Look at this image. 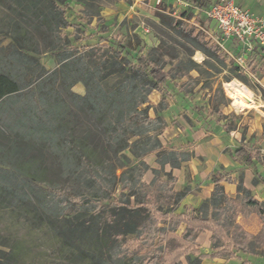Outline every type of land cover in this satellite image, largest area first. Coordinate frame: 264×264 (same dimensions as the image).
Wrapping results in <instances>:
<instances>
[{
	"label": "trees",
	"instance_id": "1",
	"mask_svg": "<svg viewBox=\"0 0 264 264\" xmlns=\"http://www.w3.org/2000/svg\"><path fill=\"white\" fill-rule=\"evenodd\" d=\"M69 1L0 0V33L11 40L0 46V219L9 212L29 232L50 230L72 254L93 264H184L183 257L187 264H202L207 258H236L240 250L258 253L259 235L244 230L236 220L237 198L224 192L221 181L227 177L213 175L211 197L191 206V212L178 211L188 189L174 191L177 178L164 169L165 164L182 167L193 155L162 143L167 125L162 112L169 102L163 94L155 105L150 93L161 92L174 74L183 77L197 63L188 59L186 71L174 72L165 70L155 48L133 59L105 43L74 47L64 33L73 26L67 19ZM188 1L206 8L215 0ZM155 16L207 56H217L219 48L168 13L165 4ZM134 37L137 43L130 40L122 49L136 50L141 39ZM44 51L56 54V68L41 64ZM79 82L84 94L73 90ZM151 153L162 167L152 168L148 183L143 176ZM235 155L250 163L255 158L243 146ZM157 186L173 198L167 209L152 197ZM237 191L241 204L257 210L263 232L264 200L254 198L242 182ZM206 229L213 250L207 253L197 241ZM130 234L137 235L121 238ZM155 239L149 258L130 256L142 240ZM25 244L24 238L0 231V264H21Z\"/></svg>",
	"mask_w": 264,
	"mask_h": 264
},
{
	"label": "rangeland",
	"instance_id": "2",
	"mask_svg": "<svg viewBox=\"0 0 264 264\" xmlns=\"http://www.w3.org/2000/svg\"><path fill=\"white\" fill-rule=\"evenodd\" d=\"M202 1L212 2V0ZM235 1L250 11L264 12V6L259 5L264 4V0ZM161 8L162 5L157 4L155 0H70L66 9L67 19L73 26L66 29L64 33L71 39V45L74 47L82 48L85 45L105 43L119 48L123 54L129 55L133 59L137 58L139 51L147 53L150 48H155L156 54L162 56L166 61L165 70L174 69V72H180L183 69L186 71L188 59L197 63L196 68L190 70L183 77L174 74L169 81L161 85L162 91L157 92L161 93V96L166 95L168 102H174L181 107L182 115L187 119L199 123L203 121V126L212 132L220 126L235 129L226 135L227 143L230 145L224 149L230 159L228 165L222 161L218 162L209 176L202 180L198 169L204 166L203 162L195 163L196 159H193L192 156V159L183 163L185 183L181 188L179 186L175 188V185L174 191L187 188L188 195L183 199L178 211L188 210L191 212V206L199 207L207 198L211 197L215 190V188L212 192L209 190L213 175L223 174L228 177L234 181L233 184H230L232 190L229 188L228 190L234 191L233 193L236 191L234 197L237 198L238 210L241 211L236 220L242 223L244 230L259 235V239L256 241L259 251L249 254L240 250L236 259L222 257L221 260H209L205 264H215L214 262H217L216 264H241L243 260L250 264H264V250H262L264 249V231L261 232L260 219L256 216L257 213H253L251 209L241 204L242 195L236 190L238 182L246 183L250 186L251 195L254 196L257 193L252 189L253 183L264 177V53L258 51L256 54H247L246 65L241 67L232 55L219 45L217 38L219 39L220 34L215 32L213 25L204 13H200L195 18H193V13H190L189 19L187 17L183 19L187 22V27L194 28L195 33L200 31L210 46L216 45L219 48L216 57L207 56L202 49H197L190 39L178 35L159 22L155 14ZM134 35L141 39V44L136 46V50L122 49V46L130 40L134 44L137 43ZM10 42V38L4 33H0V46H8ZM229 48L234 55L238 53L237 46L229 45L227 49ZM198 52H201L200 57ZM39 59L41 64L48 69H54L59 65L56 54L50 51L42 52ZM233 80L240 81L253 92L256 101L254 107L237 110L232 105L235 94L227 88L226 84ZM73 90L84 94L85 86L79 82L74 85ZM222 113L228 115V118H223ZM178 143H183L190 149L192 141L188 137L182 136ZM239 145L248 147L255 153L256 158L252 163L236 157L234 151ZM219 146L221 147L222 144H219L218 148ZM190 152L193 155L191 150ZM51 160H53L52 157H50ZM159 168L161 167L159 166ZM121 171L122 169H118L117 173ZM161 177L166 178L163 174ZM223 189L224 192L229 193L225 185H223ZM151 194L153 198L158 199L164 209H167L173 202L170 193L160 186L151 188ZM69 210L66 209L67 212ZM164 224L161 223L159 226ZM0 231L4 234L11 233L19 239H25L26 248L21 255V264H93L90 263L89 258L82 260L77 257V254H72L70 246L62 243L59 237L50 230L36 228L29 232L28 229L18 226L15 215L12 213L7 212L0 219ZM136 235L130 234L121 238L123 240L125 237L134 239ZM142 241V246L135 251L132 249L130 256L150 257L157 239L149 244L145 240ZM260 245H262L261 248H258ZM200 249L204 252L213 251L211 242L206 245L201 244ZM182 261L187 264L185 257L182 258Z\"/></svg>",
	"mask_w": 264,
	"mask_h": 264
},
{
	"label": "crops",
	"instance_id": "3",
	"mask_svg": "<svg viewBox=\"0 0 264 264\" xmlns=\"http://www.w3.org/2000/svg\"><path fill=\"white\" fill-rule=\"evenodd\" d=\"M259 5L264 6L263 3H261ZM253 13L256 14L258 12H253ZM258 14H264V12L258 13ZM229 45L230 46L231 45L237 46V48H238L237 52L240 53V48L238 47V44L236 43V41H234L232 39H228V40L224 41V49L228 53H230V55H233L234 53H233V51L230 50V48H232V47L227 49V47ZM258 51L261 53H264L263 50L257 49L253 54H256ZM150 94H151L150 95L151 102L153 104L157 105L159 103V101L161 100V97H162L161 93H159L157 91H153ZM168 107H169L168 109H166L162 112L164 119L167 122V125L164 128L162 134H160V139H161L162 143L167 148L177 149L180 151L191 150L193 152V159H196L195 163H197V164L202 163V162L204 163V166H201L198 169V173L200 174V176H201L200 178H202V180L206 179L209 176L210 172L213 170V167L215 165H217L218 162L222 161L223 163H225V165L229 164L230 159H229L228 155L224 152V149H226V146L228 145L226 135H228L227 133L231 132V130H233L235 128H231L230 130H228L225 126H220L216 131L212 132L211 130L207 129V127L203 126V121L199 123L198 121L193 120V122H192L189 119H187L184 115H182L183 110H181V107H179L174 102L173 103L169 102ZM175 114H176V116L174 117ZM182 136L188 137L192 141V143L190 144V149H189V147L187 148V146H185L183 143H181V144L178 143ZM219 144H222V146H224V147L222 148V146L221 147L219 146V148H218ZM228 146H230V145H228ZM240 146H242V145H239L238 147H240ZM243 147H245V146H243ZM220 148H222V149H220ZM234 154H235V151H234ZM255 158H256V155H255ZM147 159H149V160H147ZM156 160H157V155L155 153H151V154L146 156L145 161H147V163L151 167L144 174L143 180L151 182L153 177H154V172H153L152 168L161 169V168H159V166L160 167H162V166L159 165ZM164 169H165V171L171 172L173 176H176L177 182L175 184L176 185L175 188H178V186H179V188H181L183 186V184L185 183L184 167L182 166V167L172 168L171 165L165 164ZM221 175H223V174H221ZM211 179H212V181L210 183L209 190L212 192L216 185L213 182L212 177H211ZM262 179H264V177ZM262 179L253 183V186H252V189L257 193L253 197L256 198L260 202H262L264 200V182L262 181ZM233 182L234 181L230 180L228 177H227V179H224L221 181V184L225 185L227 187V191L229 192L227 195L229 197H232V198L236 195V191H235V193H233L234 191L232 192L231 191L232 189L230 187V184H233ZM238 184H239V182H238ZM238 184H237V186H238ZM243 185L247 189L250 190V186L248 184L243 183ZM228 188L231 190H228ZM249 209H251V208H249ZM251 211L253 213H257L256 209H251ZM256 216H258V214ZM258 218H259V216H258ZM260 224L262 227L261 219H260ZM197 235H198L197 241L200 243V247H201V244L206 245V244H209L210 242L212 244V241H211L212 232L210 230H207V229L202 230ZM207 252H211V251H207ZM236 258H231V259H236ZM221 259H222V257L221 258H207V259L202 261L203 262L202 264H205V262H207L209 260L218 261ZM243 261H245V260H243ZM245 262H246V264H250L247 261H245ZM214 263L216 264L217 262H214Z\"/></svg>",
	"mask_w": 264,
	"mask_h": 264
},
{
	"label": "built area",
	"instance_id": "4",
	"mask_svg": "<svg viewBox=\"0 0 264 264\" xmlns=\"http://www.w3.org/2000/svg\"><path fill=\"white\" fill-rule=\"evenodd\" d=\"M155 1L159 5L165 4L168 13L182 20L190 13H193V18L204 13L215 32L220 34L217 42L222 48L224 41H236L240 53L233 54L232 57L241 67L246 65L247 54L254 53L257 49L264 51V14H255L238 5L235 0H215L206 8L194 6L188 0Z\"/></svg>",
	"mask_w": 264,
	"mask_h": 264
},
{
	"label": "bare ground",
	"instance_id": "5",
	"mask_svg": "<svg viewBox=\"0 0 264 264\" xmlns=\"http://www.w3.org/2000/svg\"><path fill=\"white\" fill-rule=\"evenodd\" d=\"M198 56H201V52H198ZM226 86L235 94L232 105L237 110H244L246 107H254L256 105L253 92L249 90L245 84L238 80H233L230 83H227Z\"/></svg>",
	"mask_w": 264,
	"mask_h": 264
}]
</instances>
